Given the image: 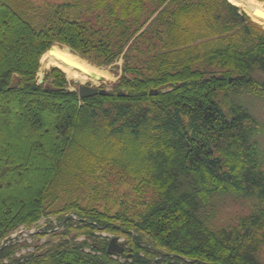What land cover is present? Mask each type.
<instances>
[{
    "label": "trees",
    "instance_id": "trees-1",
    "mask_svg": "<svg viewBox=\"0 0 264 264\" xmlns=\"http://www.w3.org/2000/svg\"><path fill=\"white\" fill-rule=\"evenodd\" d=\"M84 1L100 25L71 3L39 19L33 0H0V264H264V210L216 221L221 198L264 201L253 119L219 102L237 88L264 96V27L229 0ZM55 44L98 67L123 58L120 80L91 98L58 68L40 83ZM98 174L108 189L73 198ZM64 192L71 203L52 210ZM58 214L78 221L62 216L64 232L18 257L33 245L12 235ZM103 234L125 252L108 254Z\"/></svg>",
    "mask_w": 264,
    "mask_h": 264
},
{
    "label": "rangeland",
    "instance_id": "rangeland-1",
    "mask_svg": "<svg viewBox=\"0 0 264 264\" xmlns=\"http://www.w3.org/2000/svg\"><path fill=\"white\" fill-rule=\"evenodd\" d=\"M35 5L39 7L38 9V18L42 19L46 16L48 9H50V4H65L71 3L72 8L68 10L70 14H79L82 10L85 11V14L82 15V18L86 20H90L93 24H101L96 16L98 15V11H90L89 7L86 5L84 0H33ZM83 8H80L81 6ZM148 26V24L144 27V29ZM143 29V30H144ZM61 47V46H59ZM63 48V47H62ZM124 64V59L121 58L116 63L102 68L99 71L103 72V81L99 82L97 80H82L81 78H67L70 81H74L80 85H89L93 87H105L107 90H111L112 86L117 83L122 76V67ZM54 68L53 66L49 68H45L41 65L40 72L38 74L39 79H43L45 77L46 71ZM67 75V74H66ZM260 78L264 80V75H261ZM76 87H73L72 90H76ZM224 99V103L222 100ZM223 103H221V102ZM219 102L223 110L229 115L231 113V109L241 108L244 110L250 119L253 121H247L245 125H248L254 132H256V137L252 139V142H256V146L254 147L257 150L255 153V160L261 161L264 164V96L256 95L250 93L246 89H234L231 92L223 93ZM264 170V166H263ZM110 176H101V174L96 175L93 178H89L87 181V186L85 187L86 191L80 190L78 191L73 198L78 201L86 202L94 197V192H91L88 195L89 186H102L107 188V184H111ZM110 181V182H109ZM112 193H114V197L118 199L119 202L125 200V202L130 203L134 199V193L131 192L130 189L125 188H113ZM70 193L64 192L59 197V200L55 202L51 209L52 210H62L66 205L70 204ZM116 204V203H115ZM117 205V204H116ZM220 208V216L216 221H219V227H235L239 220L243 217L249 216L254 212H262L264 210V201L259 200L257 197H248V198H238L234 195L226 196L225 198H221L219 202ZM62 216H70L71 218H77L75 214H63V215H50L47 219H42L37 225L30 229L19 230L14 234V239L17 243H25L28 242L32 244V247L23 248L18 251L17 256H22L28 252H33L36 247L47 244L50 240H53L55 235L60 234L65 231V227H59L58 230H55L54 226H59V221ZM53 228V231H52ZM47 229L48 234L45 237H41L43 230ZM103 236H106L104 234ZM80 241L84 240V237L79 239ZM125 239H121L123 243ZM47 247L49 245H46ZM260 259L264 263V245L262 247L260 253Z\"/></svg>",
    "mask_w": 264,
    "mask_h": 264
},
{
    "label": "bare ground",
    "instance_id": "bare-ground-1",
    "mask_svg": "<svg viewBox=\"0 0 264 264\" xmlns=\"http://www.w3.org/2000/svg\"><path fill=\"white\" fill-rule=\"evenodd\" d=\"M246 12L252 20L264 27V3L257 0H229ZM45 68L51 66L62 70L69 78H81L82 80H96L103 78L101 69L90 64L81 57L71 53L67 48L55 46L54 52L47 53L41 60Z\"/></svg>",
    "mask_w": 264,
    "mask_h": 264
},
{
    "label": "water",
    "instance_id": "water-1",
    "mask_svg": "<svg viewBox=\"0 0 264 264\" xmlns=\"http://www.w3.org/2000/svg\"><path fill=\"white\" fill-rule=\"evenodd\" d=\"M54 48L52 47L48 53H53L54 52ZM68 50L73 53V51L68 48ZM75 54V53H73ZM79 56V55H77ZM97 81L101 82L103 81V78L97 77L96 79ZM40 83H43V79L40 80ZM78 92L80 94L81 98H91V97H96V96H107L108 95V91L107 90H103V89H99V88H95V87H90L87 85H81L78 89ZM157 91H152L151 95H156ZM120 96H123V94H120ZM119 239L115 238L113 239L108 247V254L110 255H115V254H123L125 252V248L122 245L118 244Z\"/></svg>",
    "mask_w": 264,
    "mask_h": 264
}]
</instances>
